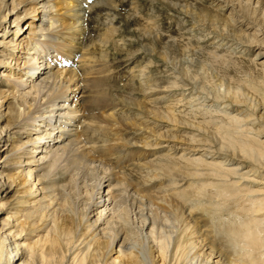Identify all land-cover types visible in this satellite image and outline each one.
Here are the masks:
<instances>
[{"label": "bare ground", "instance_id": "obj_1", "mask_svg": "<svg viewBox=\"0 0 264 264\" xmlns=\"http://www.w3.org/2000/svg\"><path fill=\"white\" fill-rule=\"evenodd\" d=\"M122 1L0 0V107L15 99L0 110V123L6 122L0 151L8 148L0 159L1 264H264V0H210L213 9H186L219 47L260 49L239 81L202 64L209 76L200 87L181 62L170 73L171 89L162 88L168 93L158 99L170 98L171 106L131 101L138 110L133 117L118 110L120 101L106 86L110 71L101 57L116 26L90 39L83 25L89 17L104 25ZM27 18L24 36L17 25ZM146 73L139 77L148 94L158 89ZM176 87L181 96L170 93ZM162 123L167 128L160 131ZM129 128L141 134L140 143L125 141L121 132ZM102 129L107 139L98 136ZM134 146L164 150L127 159ZM8 159L16 165L12 175L3 174ZM47 168L74 171L70 191L58 195L59 187L37 186ZM20 173L28 174L19 182ZM29 182L22 193L32 196L1 218L9 202L2 196ZM192 198L208 202L206 210L190 205ZM80 199L91 235L75 218ZM224 207L234 219L220 249L209 244L194 213L213 218L211 210ZM38 224L34 236L25 234ZM117 238V255L109 257Z\"/></svg>", "mask_w": 264, "mask_h": 264}, {"label": "rangeland", "instance_id": "obj_2", "mask_svg": "<svg viewBox=\"0 0 264 264\" xmlns=\"http://www.w3.org/2000/svg\"><path fill=\"white\" fill-rule=\"evenodd\" d=\"M117 7L118 8L114 10L111 15H108L104 18V21L106 20L104 25L100 24L99 26H94V23L90 21V17L87 21L84 20L83 25L89 29V31H87L88 34H86V37L90 39L97 38L100 35L102 36L108 26H116L117 31L114 32L115 34L108 38L105 42V45H103L104 52L101 59L105 62L103 63V67H106L110 71L111 79L109 78V81H107L110 84L106 85L109 91L108 94L114 99V101H120L118 102L120 106H118V110L126 114V116H136V112L138 111L136 108H132L131 105H129L131 101H142V103L149 102L150 104L147 103L148 107H157L162 109L165 106L163 103H165L167 100V106H171V104H169L170 98H165L163 99L164 101H162V99H158L168 93L163 91L162 88H166L164 90L171 89L168 86L171 85L170 83L173 79L171 77L173 74L170 73L174 72L175 67L181 62L186 61L185 68L186 71H188L186 74L190 76L192 82H197L196 84H199L200 87L203 86L202 84L205 85L206 78L209 76L208 73H205L202 71V69H200V65L202 64H204V66H207L208 64L207 67L212 68V70H209V72L213 71V73L217 74L219 78L228 80L230 75H233L236 76L239 81L238 74L239 76H242L245 73L247 74V71H249L248 64H250V62H247L249 61V56L251 55V59L255 55L254 53L260 49V46L257 45L253 48V51L249 53L238 51V49L233 50L230 48V44H224L219 47L218 44L221 45V41H219L218 38H215L213 34H208L209 32L207 29L205 30L203 27L195 25V19L189 15L190 12H186V9H194L195 12L200 11L203 7L213 9V5L211 4L210 0H123ZM223 14H226V12L223 11ZM256 16L258 18L261 17L260 15L255 14V17ZM28 20L29 18L22 20L21 23L17 25L24 36L27 35L28 30L24 28V25ZM148 46H151L154 51H148L146 48ZM1 69L2 67H0V70ZM237 71L240 72L238 73ZM145 72H147L146 74L155 80L153 85L158 89L157 91L147 94V83L145 81V83L142 84L139 77V74L141 77H143L142 74ZM236 73L237 75H235ZM204 79L205 82L203 81ZM177 88L178 87H176L175 90L173 89V91L170 93H174L176 96H181L182 94L179 92L181 90H176ZM171 98L174 99V97ZM2 99L5 98L2 97ZM13 102H15L14 97L9 98L6 101L5 106L0 107V110H2L4 113L6 111L5 107L7 105H12ZM186 106L188 105L185 104L181 108L185 109ZM0 124L4 125L6 122ZM150 125L152 127L155 126H153V124ZM166 128L167 126L165 123L157 125V129L160 131H163ZM126 130L121 132L123 133L125 141L135 142L137 140L139 142V140H142V137H139L141 134H135L136 132L130 128ZM103 131L104 129L99 131L98 134L101 140L107 139L108 137L107 133ZM21 136L17 138L15 143H18L19 140L24 137V135L22 137ZM11 142L12 141H9L7 144H3L5 143L3 142L2 144L9 147ZM151 142L155 144V142L159 143L165 141L153 140ZM139 143L135 144L138 145ZM130 148H132L133 154L127 159H132L136 156L138 157V155H142L145 152L147 153L154 150H164L162 148H152L151 150H147L143 149L141 146H134ZM7 151L8 148L1 149L0 159L4 154H7ZM21 160H27V158L22 157ZM11 162L12 160L8 159L7 163L9 166L8 168L3 169V174L12 175L17 172L16 165ZM5 163L6 162H3V164ZM70 171H67L64 168H52L51 170L47 168L43 171L44 177L40 180V183H38L37 186L45 187L50 185L55 186L56 188L59 187L56 190V193L58 195H62V193L70 191V188L73 185L72 179L75 172ZM27 174L28 173L23 175H21V173L17 174L18 181L20 182L23 180V177ZM50 177L54 178L51 180ZM135 180L142 183L140 178ZM30 183L31 182L25 186L19 185L17 187L21 188L17 191L13 190L8 195L2 196L4 200L9 202L6 207L8 208L7 212L1 215V218L12 214L11 211L14 212L18 206L22 205L27 198L29 199L30 196H32L27 194L28 192L22 193L23 190L29 189L28 191H30ZM145 190L147 189H144V191ZM82 197L87 199L88 195L83 194ZM85 199H80L78 200L79 202L76 201V204H74L75 207L73 208L74 212H76V221L78 223L80 222V230H83L84 228L86 230L88 227L84 218V209L87 204ZM200 203L197 199L192 198L190 205L197 206L199 204L201 207H205L206 210L209 203ZM67 208L68 202H64L63 210H67ZM182 208L185 211L187 207ZM222 210H211V213H213V218L211 214L206 216L204 210L199 209L194 213V217H197L195 220L199 219L198 223L202 225L201 231L202 233H205L209 244L220 247V249H224L225 247L224 240H221L220 238L224 237L225 232L227 231V225L233 223L232 220L234 219V215L228 211V208L224 207ZM58 216L59 215L57 214H52L50 219H54L53 217ZM64 217L70 219L72 215L68 214V212H64ZM204 222H207L206 226L204 225ZM38 227L39 224L36 225L34 229L28 231V233L25 234L34 236V233L37 232L36 230ZM1 228L2 225L0 224V230ZM8 231L9 230H6V232ZM88 231L90 233H88ZM92 233V230L87 229V235H91ZM121 242L122 238L119 240L117 238L115 240L113 246L110 247V252H108L109 257H115L117 255V253L114 251L115 249H118ZM1 259L2 258L0 257V264L2 261Z\"/></svg>", "mask_w": 264, "mask_h": 264}]
</instances>
